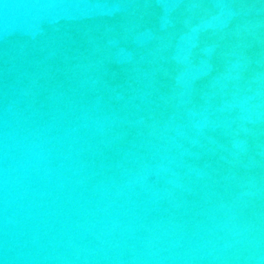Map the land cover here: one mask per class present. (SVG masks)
<instances>
[{"label":"water","instance_id":"95a60500","mask_svg":"<svg viewBox=\"0 0 264 264\" xmlns=\"http://www.w3.org/2000/svg\"><path fill=\"white\" fill-rule=\"evenodd\" d=\"M0 264H264V0H0Z\"/></svg>","mask_w":264,"mask_h":264}]
</instances>
